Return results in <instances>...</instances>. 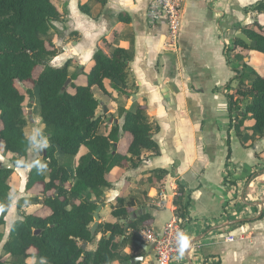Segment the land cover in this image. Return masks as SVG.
<instances>
[{
	"label": "crops",
	"instance_id": "obj_1",
	"mask_svg": "<svg viewBox=\"0 0 264 264\" xmlns=\"http://www.w3.org/2000/svg\"><path fill=\"white\" fill-rule=\"evenodd\" d=\"M152 1L108 0L105 6L97 0L57 1L60 13L66 10L67 14L53 23L50 40L60 53L50 65L61 67L72 60L71 74L81 69L86 75L94 66L97 49L110 53L104 39L115 47L133 49L127 81L130 98L119 96V109L145 106L160 127L153 135L159 154L144 152L137 167H117L109 175L112 186L99 202L104 204L99 225L119 221L128 231L136 217L150 215L146 228L138 233L142 251L130 240L125 253L145 257L141 264L153 262L154 252H146L141 245H149L141 232L152 229L160 233L176 215L175 198L178 183H182L185 201H191L183 220L186 237L189 242L200 240L172 264H264V136L254 135L251 115L241 129L243 137L234 127L229 133L227 95L239 81L234 61L229 64L226 58L235 35L243 33L240 27L264 26V11H247L264 0H183L182 27L173 45L165 22L152 24L148 19ZM85 4L90 6V14L80 9ZM236 53L244 55L238 71L244 72L247 65L264 77L263 53L241 48ZM106 85L111 92L109 82ZM121 120L123 125L124 116ZM131 141L130 134L123 135L119 153L126 155ZM31 168L22 175L15 173L12 179L11 192L19 187L20 194L12 201L6 225L0 230L4 234L0 243L4 264H15L14 259L3 256V247L12 225L21 219L18 203L32 197L25 191ZM157 170L167 173L161 177L155 174ZM118 198L125 205L135 204L126 220L113 216ZM23 211L44 216L50 213L33 204L25 205ZM229 235L236 241L226 242ZM101 237L99 234L97 240ZM95 248L87 246L88 250ZM30 259L25 264L35 263Z\"/></svg>",
	"mask_w": 264,
	"mask_h": 264
},
{
	"label": "trees",
	"instance_id": "obj_2",
	"mask_svg": "<svg viewBox=\"0 0 264 264\" xmlns=\"http://www.w3.org/2000/svg\"><path fill=\"white\" fill-rule=\"evenodd\" d=\"M58 0H0V145L2 155H11L16 168L23 167L20 161L27 158L29 148L24 131L30 120L26 117L25 103L36 97L32 90L24 91L21 85H32L36 90V100L40 107V118L44 132L49 139V147L42 161L47 171L38 174L31 168L26 184V193L32 197L18 203L21 219L11 228L8 240L3 247V256L15 262L36 256L48 264H115L130 262L135 256L125 253L132 244L141 241L138 233L146 228L151 219L141 214L129 224L104 223L98 226L93 235L90 231L95 222L94 213L104 192L111 188L109 175L117 167H137L144 152L159 154V145L153 135L160 131L145 106L136 105L127 110L119 109L124 116L122 127L113 123L110 129L102 128L103 116L97 115L100 101L92 92L98 87L105 95L130 98L127 91L129 63L133 60L134 50L115 47L107 39L103 40L106 49L99 48L93 56V68L86 74V85L74 82L81 69L71 74L73 61L68 60L61 67L50 63L60 53L50 40L53 23L60 21ZM105 6L108 0H97ZM85 14H90L88 4L81 5ZM264 11V1L247 8V11ZM128 22V21H126ZM255 28V29H254ZM257 45L253 49L264 54V26L258 28H239ZM117 36L113 38L116 39ZM241 48L251 50L242 40L236 39L226 52L227 62L234 61L237 71V88L227 95L228 110L231 118L229 133L234 127L241 137L242 127L248 115L254 122V135L264 136V77L251 70L249 74L238 71L239 62L244 55L236 53ZM244 69L247 65L243 66ZM41 68L38 76L34 71ZM248 75L252 76L248 82ZM71 79L75 88L70 92L64 85ZM106 82H109L108 90ZM248 101V103H246ZM130 134L132 141L126 155L119 153L118 145L124 134ZM84 150V154L81 151ZM61 154L59 158L57 155ZM78 157V160H77ZM231 158L229 149L228 159ZM35 161H38L37 159ZM25 163V162H24ZM16 171L0 161V230L6 225V216L12 190V179ZM165 170L155 174L165 176ZM185 186L178 183L175 198V213L185 220L191 201H185ZM42 205L49 209L47 216L42 213L26 214L25 205ZM133 202L125 205L122 198L117 199L113 216L118 220L131 217ZM184 227V225H183ZM35 231H39L35 234ZM102 237L97 240V236ZM4 234L0 232V243ZM95 245L94 250L83 249V245ZM142 251V249H141ZM0 264H4L0 260Z\"/></svg>",
	"mask_w": 264,
	"mask_h": 264
},
{
	"label": "built area",
	"instance_id": "obj_3",
	"mask_svg": "<svg viewBox=\"0 0 264 264\" xmlns=\"http://www.w3.org/2000/svg\"><path fill=\"white\" fill-rule=\"evenodd\" d=\"M182 9L183 0H153L147 10L148 19L152 24L165 22L172 45L179 40ZM183 225V220L174 215L160 233H156L152 229L141 232L148 244L154 246V260L147 264H172L179 254L189 249V240ZM181 236L184 237L183 240H181ZM225 240L232 243L236 241V238L229 235Z\"/></svg>",
	"mask_w": 264,
	"mask_h": 264
},
{
	"label": "rangeland",
	"instance_id": "obj_4",
	"mask_svg": "<svg viewBox=\"0 0 264 264\" xmlns=\"http://www.w3.org/2000/svg\"><path fill=\"white\" fill-rule=\"evenodd\" d=\"M251 70L252 69L247 67L246 69H244V72L247 75V74L250 73ZM40 71H41V68L35 69L34 76L37 77ZM251 78H253V75L252 76L248 75V81L251 80ZM74 83L76 85H84V84H86L87 83L86 75L80 73L78 75V77L76 78ZM21 86L24 89V91H27L29 89L32 90L34 95L37 97L36 90L34 89V87L32 85H29V86L21 85ZM234 86L235 87L237 86V82H235ZM68 88H69L70 92H74L75 91V88H74V86L72 84H69ZM130 88L128 87V89H130ZM92 92H93L94 96L101 103V106L99 107V110H98V114H99V116H103L104 122H105V124H104V126L102 128V132L105 133V129L106 128L110 129L112 127V124L116 123V120L119 121V124H120V127H121L122 126V120H121V115L119 114V96H118V98L116 100V98L114 97V96H116V94H114V96H112V97L111 96H107L96 86L92 88ZM36 97L28 99L26 101V103H25L26 117L30 118V112H32V116H33V118L35 120V123L33 125L31 123H29V125H28V127L26 129H30L34 125L41 126L44 129V125L42 124V120L40 118V107H39L38 101L36 100ZM33 101H34V103H32ZM104 107L108 108V112L107 113H105ZM108 114H111V116H109ZM1 148H2V146L0 145V161H1L2 165L11 166V165H14L15 163H17V161L15 162V160H13L11 155H6V156L2 155ZM122 150H123V148H121V151ZM43 156H44V152L43 151L39 152V153H36V152H34L32 150H29L27 158L26 159L25 158L21 159L20 165H22V166L25 165V164H29L30 165L36 159L39 162H41ZM29 167H24L21 170H18L15 167L13 170L16 171V173L20 172L19 174L22 175L23 171L24 172L28 171ZM19 191H20V188L18 187L16 192H14V193L11 192L12 193L11 196L14 197V201L16 200L17 196H19V194H20ZM30 258H33V259H30V260H32V262L35 261V263H33V264H48L46 261L41 260V259H39L36 256H32ZM23 262L24 263H22V264H25V261H23ZM15 264H20V262L16 261Z\"/></svg>",
	"mask_w": 264,
	"mask_h": 264
},
{
	"label": "water",
	"instance_id": "obj_5",
	"mask_svg": "<svg viewBox=\"0 0 264 264\" xmlns=\"http://www.w3.org/2000/svg\"><path fill=\"white\" fill-rule=\"evenodd\" d=\"M234 39H240V40H242L246 45H248L252 49H254L256 47V45H257L256 42L251 41L248 38L247 35H245L244 33H241V32L237 33L235 35ZM71 82H72V80L69 78L67 80V82L65 83V85H64V90H66L68 88V86H69V84ZM32 103H34V101ZM104 110H105V113L108 112V108L107 107H104ZM108 115L111 116V114H108ZM29 119H30V123L33 125L35 123V120H34V118L32 116V112H30V118ZM116 124H119V121L118 120H116ZM44 155H46V152H44ZM9 168L13 170L15 168V166L14 165H11V166H9ZM104 197H105V195L103 194V196L101 198H99L97 201H94V203H99ZM103 205L104 204L99 205L98 208L96 209L95 213H94L95 222H94V224L90 228V231H91V233L93 235L96 233V230H97V228L99 226V223H100V212H101V210L103 208ZM232 223H239V220L238 221H234ZM38 233H39V231H35V234H38ZM199 240L200 239L191 240L189 242V249L187 251H189L190 249H192ZM141 245L146 250V252H148V253L153 252V249H154V246L153 245H147V244H141ZM87 246H88V244L85 243L83 245V249H86ZM144 261H145V257L141 256V257L134 258L130 262H124L123 264H141ZM190 264H192V263H190Z\"/></svg>",
	"mask_w": 264,
	"mask_h": 264
},
{
	"label": "clouds",
	"instance_id": "obj_6",
	"mask_svg": "<svg viewBox=\"0 0 264 264\" xmlns=\"http://www.w3.org/2000/svg\"><path fill=\"white\" fill-rule=\"evenodd\" d=\"M24 138L27 142L28 148L36 153L42 152L44 149H47L49 147V139L48 136L45 134L43 128L38 125H34L30 129H26L24 131ZM24 167H34L38 174H44L47 171V164L44 162L35 161L32 162L30 165L25 164ZM10 200L14 202V197L10 195ZM11 204H9L7 207L10 210ZM184 237L181 236V240H183ZM182 252V247H181Z\"/></svg>",
	"mask_w": 264,
	"mask_h": 264
}]
</instances>
